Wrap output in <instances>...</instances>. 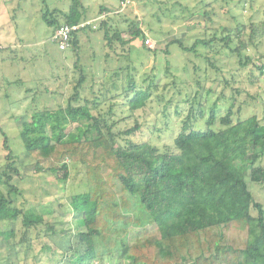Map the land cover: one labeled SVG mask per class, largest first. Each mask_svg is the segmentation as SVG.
Returning <instances> with one entry per match:
<instances>
[{"label": "trees", "instance_id": "16d2710c", "mask_svg": "<svg viewBox=\"0 0 264 264\" xmlns=\"http://www.w3.org/2000/svg\"><path fill=\"white\" fill-rule=\"evenodd\" d=\"M120 2L123 6L125 0ZM130 4L131 0L125 7ZM51 5L43 0L41 14L53 34L64 24L97 19V28L88 31L104 28L109 49L106 56L110 57L129 55L136 39L143 48L166 54L171 52L172 43H178L184 54L209 44L200 38L187 46L175 38L164 51L151 49L146 43L150 34L143 28L144 20H129L121 14L122 6L120 11L102 7V13L90 17L80 0H70L68 9ZM204 13L210 17L209 10ZM112 15L118 16L112 19ZM253 18L251 15L248 23L234 31L238 43L231 47L227 58L230 63L233 58L238 62L233 82L238 74L239 81H244L242 72L250 66L264 75V53H259L258 48L264 40V21ZM79 34L75 32L70 41L69 47L74 50L80 47ZM224 40L229 47L231 34ZM119 45L121 50L117 52ZM195 54H201L211 70L222 71L218 60L221 56L216 59L207 51ZM126 64L105 69L109 73L103 76L98 92L91 88V98L83 96L88 74L79 65L80 76L66 101L62 93L56 105L42 104L41 97L46 93H57L29 88L33 89V107L21 127L24 149L34 159L35 171H48L69 180L72 167L84 169L86 189L73 194L70 203L72 211L82 214L77 221V237L83 247L78 264L108 257L115 258L118 264H264V204L256 200L253 189L254 183L264 185V122L257 115L238 117L237 98L232 95L223 115L219 114L217 102L211 104L207 128L201 130L198 121L205 119L208 100L200 98L195 107L192 99L183 97L176 108L190 103L191 109L182 119L172 150H161L152 139L136 141L132 136L142 128L138 111L152 99L154 87H140L131 65ZM218 82L231 85L227 77ZM234 91L240 93L241 89ZM211 92L210 89L207 94ZM104 105L107 111H102ZM129 119H134L135 125L121 128ZM153 129L154 135L157 129ZM2 135L7 155L0 170V240L11 243L17 254L19 247L28 254L34 230L37 237L49 238L58 229L36 207L24 209L14 204L21 193L11 183L10 174L18 172L17 155L8 134L2 130ZM52 138L55 140L50 141ZM19 219L20 226L1 228L2 223Z\"/></svg>", "mask_w": 264, "mask_h": 264}, {"label": "rangeland", "instance_id": "374dc122", "mask_svg": "<svg viewBox=\"0 0 264 264\" xmlns=\"http://www.w3.org/2000/svg\"><path fill=\"white\" fill-rule=\"evenodd\" d=\"M45 2L63 9H68L70 5V0ZM80 3L88 9L86 14L90 17L102 13V7L107 11H120L122 6L120 0H80ZM42 8L43 0H0V170L4 168L7 155L3 147V130L8 134L9 143L17 155L15 163L18 172L11 171L10 174L13 176L11 183L19 187L21 193L14 204L24 209L36 207L58 229V233L49 238L43 235L37 237L32 229V249L28 254L21 247H17L20 251L17 254L12 244L1 238L0 264H78L77 258L83 254L77 237V221L82 214L72 211L70 203L73 194L86 189L84 169L72 167L69 180H62L48 171H35L34 159L24 149L25 135L21 127L27 111L33 107V89L30 91L29 88L57 93H46L41 97L42 104L56 105L62 93H65L66 101L80 76L76 66L79 65L88 74L83 96L91 98L92 89L98 92L103 76L109 73L105 69L124 67L128 63L140 87L145 88L149 84L154 87V96L145 108L138 111V122L142 128L132 138L136 141L152 139L161 150L173 149L172 143L181 129L182 119L191 109L190 103H182L176 108L177 101L183 97L189 101L192 99L195 107L200 98L206 97L208 100L205 119L198 121L197 127L201 130L207 128L206 118L210 114L211 104L217 102L219 114L223 115L232 95L237 98L235 110L239 112L238 117L245 119L257 115L264 122V75L255 66H250L242 72L244 81H239L241 74H238L233 82L231 78L232 74L238 73V62L236 58L232 59L235 61L232 63L227 60L231 47L238 43L234 31L248 23L251 15H254V21H264V0H131L130 5L122 6L121 14L131 21L144 20L143 28L149 32L151 39L147 45L151 49L164 51L175 38L187 46L200 38L208 40L209 44L184 54L178 43H172L171 52L166 54L151 52L140 45V39H136L131 45V53L123 57L106 56L109 49L105 45L104 28L81 31L77 51L72 47L60 50L51 38L52 27L42 18ZM206 10H209L208 18L204 13ZM116 16L112 15V19ZM117 18L123 20L122 17ZM261 33L264 34V23ZM229 34L232 41L228 47L224 44V37ZM124 38L128 39L129 34L125 33ZM262 43L258 46L259 53H264ZM120 47L116 49L117 52L121 50ZM205 51L211 52L216 59L221 56L218 59L223 68L221 72L220 69L211 70L201 54H195H205ZM214 52H219L220 56ZM254 52H257L255 47ZM222 77L229 78L231 85L219 83ZM198 80L200 85L196 82ZM237 88L241 89L240 93L234 91ZM210 89L212 92L207 94ZM107 109V105L102 106V111ZM135 123L134 119H129L120 127H132ZM154 126L157 132L153 135ZM262 162L264 164V159ZM1 187L3 190L7 188L4 185ZM253 189L256 200L264 204V185L254 183ZM21 223V219L8 221L2 223L1 228L11 229ZM89 264L118 262L108 257Z\"/></svg>", "mask_w": 264, "mask_h": 264}, {"label": "built area", "instance_id": "2783aa9c", "mask_svg": "<svg viewBox=\"0 0 264 264\" xmlns=\"http://www.w3.org/2000/svg\"><path fill=\"white\" fill-rule=\"evenodd\" d=\"M130 0H125L123 6L128 4ZM97 19L88 20L76 24H64L60 26L55 33L52 35V40L58 45L59 49L65 50L70 46V41L75 32H81L83 30L96 29L97 28ZM151 40L146 41L147 44H150Z\"/></svg>", "mask_w": 264, "mask_h": 264}]
</instances>
